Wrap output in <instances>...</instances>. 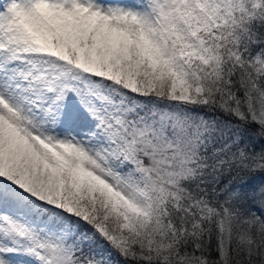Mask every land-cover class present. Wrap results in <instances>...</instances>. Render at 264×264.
Masks as SVG:
<instances>
[{"label": "snow or ice", "instance_id": "1", "mask_svg": "<svg viewBox=\"0 0 264 264\" xmlns=\"http://www.w3.org/2000/svg\"><path fill=\"white\" fill-rule=\"evenodd\" d=\"M0 264H264V0H0Z\"/></svg>", "mask_w": 264, "mask_h": 264}]
</instances>
